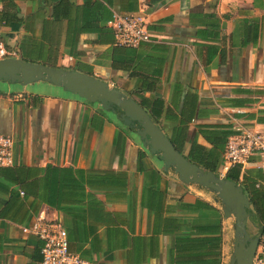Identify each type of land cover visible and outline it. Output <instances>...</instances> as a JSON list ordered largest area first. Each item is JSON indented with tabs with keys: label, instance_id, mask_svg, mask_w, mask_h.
I'll list each match as a JSON object with an SVG mask.
<instances>
[{
	"label": "crops",
	"instance_id": "crops-1",
	"mask_svg": "<svg viewBox=\"0 0 264 264\" xmlns=\"http://www.w3.org/2000/svg\"><path fill=\"white\" fill-rule=\"evenodd\" d=\"M113 13L144 15L154 40L118 45ZM0 39L23 60L160 100L150 116L169 139L183 135L186 157L199 145L221 158L236 127L264 131V0H0ZM19 86L0 82V134L14 140L0 166V264H40L41 240L23 230L37 219L59 221L88 264H224L214 192L165 171L99 104ZM238 180L247 229L264 235V162L252 156Z\"/></svg>",
	"mask_w": 264,
	"mask_h": 264
},
{
	"label": "water",
	"instance_id": "water-1",
	"mask_svg": "<svg viewBox=\"0 0 264 264\" xmlns=\"http://www.w3.org/2000/svg\"><path fill=\"white\" fill-rule=\"evenodd\" d=\"M38 81L48 82L89 103L99 104L136 134L152 154L157 155L165 171L172 169L184 185L197 184L214 192L221 203L223 216L234 220L228 264H251L260 237L247 229V222L252 217L249 212L250 199L239 183L189 161L134 98L107 81L76 69L52 67L18 57L0 60V82L25 86Z\"/></svg>",
	"mask_w": 264,
	"mask_h": 264
},
{
	"label": "built area",
	"instance_id": "built-area-1",
	"mask_svg": "<svg viewBox=\"0 0 264 264\" xmlns=\"http://www.w3.org/2000/svg\"><path fill=\"white\" fill-rule=\"evenodd\" d=\"M109 25L118 45L136 47L154 40L142 14L113 13ZM17 56V51L0 39V60ZM13 145L12 136L0 134V166L13 163ZM252 156L264 162V131L236 127L227 138L218 175L225 177L226 171L234 165L245 166ZM23 230L32 232L41 240L40 264H88L69 251L67 231L59 221L37 219L30 228ZM251 264H264V235L259 239Z\"/></svg>",
	"mask_w": 264,
	"mask_h": 264
},
{
	"label": "trees",
	"instance_id": "trees-1",
	"mask_svg": "<svg viewBox=\"0 0 264 264\" xmlns=\"http://www.w3.org/2000/svg\"><path fill=\"white\" fill-rule=\"evenodd\" d=\"M137 101V100H136ZM144 109H147L150 113L151 116H155L156 118L159 117L160 112L161 111V102L160 100H152V99H148L146 97L140 96L139 100L137 101ZM153 114V115H152ZM158 124V123H157ZM159 125V124H158ZM233 131H231L228 136L232 133ZM177 134L182 135V130L177 132ZM227 136V138H228ZM226 138V141H227ZM171 140V139H170ZM184 137L183 135L181 136V139L179 140L181 143H183ZM177 141L175 140H171V142L173 143V145L175 146V148L180 151V148H178V146L176 145ZM226 141H225V145H226ZM225 150V146L223 148V151L221 153V158H219V153H214V152H209L208 150L204 151L203 148H201V146L199 145H193L191 148V152H190V157H186L189 161L197 164L198 166H200L201 168H205L206 170H211L213 172H215L216 174L219 173L221 165H222V156ZM181 152V151H180ZM203 152V153H202ZM209 152V153H207ZM240 171V166L239 165H234L232 167H230L225 174V177L231 180H234L235 182H239L238 180V174ZM246 194V193H245ZM218 257V256H216ZM216 259V258H215ZM215 264H219L218 259H216V261L214 260Z\"/></svg>",
	"mask_w": 264,
	"mask_h": 264
},
{
	"label": "rangeland",
	"instance_id": "rangeland-1",
	"mask_svg": "<svg viewBox=\"0 0 264 264\" xmlns=\"http://www.w3.org/2000/svg\"><path fill=\"white\" fill-rule=\"evenodd\" d=\"M45 82V81H41ZM22 87V86H19ZM27 88H36V86H28ZM43 89V86H41ZM103 109V108H102ZM103 111H106L103 109ZM225 227H226V235H225V241H224V248H223V258H224V264H228L229 256L232 252V240L234 235V220L232 218H227L225 221Z\"/></svg>",
	"mask_w": 264,
	"mask_h": 264
},
{
	"label": "flooded vegetation",
	"instance_id": "flooded-vegetation-1",
	"mask_svg": "<svg viewBox=\"0 0 264 264\" xmlns=\"http://www.w3.org/2000/svg\"><path fill=\"white\" fill-rule=\"evenodd\" d=\"M250 219H251V218H250ZM250 219H249V220H250ZM255 228H256V229H255L256 231H255V232H251V234H253V235H255V236H256V235H259V237H261V236L263 235V233H261L260 228H258V226H255Z\"/></svg>",
	"mask_w": 264,
	"mask_h": 264
}]
</instances>
